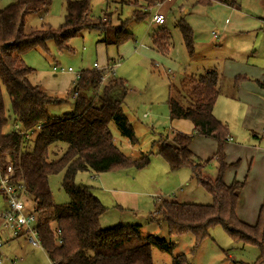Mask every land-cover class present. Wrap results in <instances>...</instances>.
Returning a JSON list of instances; mask_svg holds the SVG:
<instances>
[{
  "label": "trees",
  "instance_id": "1",
  "mask_svg": "<svg viewBox=\"0 0 264 264\" xmlns=\"http://www.w3.org/2000/svg\"><path fill=\"white\" fill-rule=\"evenodd\" d=\"M159 1L134 0L128 3L134 8L130 17L112 26L108 18L102 22L101 17L90 16L89 0H66L59 30L44 27L29 32H25L26 17L46 13L50 0H15L0 9V171L4 170L5 160L8 159L14 172V182L23 183L28 196L33 199L37 217L35 230L52 264H153L151 249L170 251L172 245L154 235L142 238L139 226L101 228L99 219L105 207L90 187L74 184V178L80 172L139 171L149 163V155L137 159L125 156L114 143L109 129V125L113 124L121 138L131 145L137 144L132 126L123 113L128 92L126 81L110 77L103 83L104 70H82L74 81V111L61 117H51L48 108L62 100L46 96L29 82L32 70L24 64L23 56L36 48L47 52L49 41H53L58 52H70L69 41L80 36L81 32L91 30L103 36L97 43L118 47L133 39L132 33L126 30L128 22L137 24L146 21L150 15L148 10ZM238 1L196 0L194 5L219 3L237 8ZM139 5H144L145 11ZM176 26L187 53L192 55V29L183 19L177 21ZM170 39V33L160 28L150 37L151 48L166 55ZM105 68H110L109 63ZM239 81H248V78L237 76L233 85L238 86ZM219 82L218 73L210 70L187 82L190 101L183 99L189 105L184 106L169 97L166 102L169 119L189 121L192 133H176L170 140L165 138L160 141L159 138L151 145L169 170L189 168L191 179L204 188L211 203L196 205L161 200L157 213L163 218L169 235L190 234L196 248L209 238L212 228L221 226L233 243L257 248L259 256L255 264H264V194L257 219L249 225L236 214L246 179H234L230 184L224 182L226 171L236 168L239 162L230 164L225 161L229 133L212 113L219 94ZM258 86L264 89V84L258 83ZM2 91L9 99L13 117V130L7 132L4 128L9 117L6 116ZM21 132H25L27 137H21ZM197 137L215 141L216 150L210 159L200 160L190 151L189 146ZM57 144H64L66 148L57 160L49 161L50 147ZM211 161L216 166L214 179L203 174V169ZM62 171L61 188L69 202L56 204L48 179ZM171 264L189 263L181 255L174 257Z\"/></svg>",
  "mask_w": 264,
  "mask_h": 264
},
{
  "label": "rangeland",
  "instance_id": "2",
  "mask_svg": "<svg viewBox=\"0 0 264 264\" xmlns=\"http://www.w3.org/2000/svg\"><path fill=\"white\" fill-rule=\"evenodd\" d=\"M50 1L51 5L46 13L26 17L25 32L44 27L59 30L63 23L66 0ZM133 1L89 0L90 16L101 17L102 22L108 18L111 25L117 26L130 17L133 7L127 4ZM14 2L15 0H0V9ZM195 2L196 0H175L166 10L165 24L161 27H151L147 20L137 24L128 22L126 30L132 32L134 38L121 46H105L97 43L103 39L99 32L83 31L80 36L69 41L70 52H58L53 41H49L47 52L36 48L27 52L23 56V61L32 70L28 78L29 82L37 86L46 96L62 100L58 105L48 108V114L51 117H61L74 111L73 91L76 75L82 70L93 69V63L101 66L108 62L114 72L113 77L123 79L127 83L128 92L124 99L123 113L132 126L137 144L131 146L121 138L113 124L109 125V129L116 140L117 147L125 156L137 159L149 155V163L139 171L128 169L101 174L93 172L76 174L74 184L90 187L92 193L105 207V212L99 219L101 228L108 229L120 225L139 226L142 238L154 235L159 240L171 244L170 251L151 249L153 264H171L174 257L181 255L189 264H255L259 256L257 248L247 244L233 243L221 226L212 228L209 231V238L196 248L194 238L190 234L169 235L163 218L157 213V206L161 200L196 205L211 203V198L204 188L191 179L189 168L171 171L164 160L151 149L153 142L159 138L162 141L173 137V134L166 136L169 128L182 134L191 130L190 123L185 120H169L166 102L169 97H173L184 106L189 105L183 99L184 97L190 101L187 82L194 73L196 76L203 75L205 64H210V70L216 71L220 76L217 97L219 101L213 113L214 117L227 127L234 143L248 149L254 147L264 149V137L257 138L260 126L264 122V89L258 86V83L264 84V0L238 1L240 11L255 20L256 23H253L255 27L226 33V41L214 40L210 35L211 31L215 30L221 37V25L226 17L225 8L216 7V3L211 6L194 5ZM139 6L141 10H144V5ZM154 7L148 10L150 13L148 20L155 12ZM110 12L112 15L106 16ZM180 19H183L192 31L198 33L197 37H200L196 42L199 45L193 46L194 58L187 53L176 26ZM160 28L166 29L171 36L170 48L166 55H161L151 48L150 37ZM230 59L240 62L237 64H247L258 68L260 80L244 76L248 78V81H239V85L235 87L233 85L235 78L224 76L220 72L223 62L231 61ZM115 62H119L120 65L114 66ZM55 66L64 70L70 68L72 72L53 71L52 68ZM2 97L6 116L9 117L4 131H12L13 117L9 99L4 91H2ZM204 146L209 149L207 145ZM65 148L64 144L50 147L48 160H57ZM52 152L56 154L53 155ZM238 162L236 180L246 179V187L247 169L242 172L240 169L242 161ZM9 166L10 161L6 159L5 169ZM215 170L216 166L211 161L203 174L214 179ZM261 173L260 167H257L252 182L254 184L247 188L255 198H259V194H254L253 190L256 189V183L260 182ZM62 174L63 171L51 175L48 179L49 189L56 204L69 202V198L61 188ZM24 203L23 213L34 214L33 199L27 196ZM4 208L5 204L0 197V212ZM243 209L241 206L237 208L239 213ZM258 211L259 208L252 209V206L247 208L244 217L249 220L246 221H254L252 223L254 224ZM22 235L18 239H13L9 230L3 229L0 235L3 244L0 249L2 260L0 264H51L44 253L31 248L25 234ZM8 240L11 241L8 243Z\"/></svg>",
  "mask_w": 264,
  "mask_h": 264
},
{
  "label": "crops",
  "instance_id": "3",
  "mask_svg": "<svg viewBox=\"0 0 264 264\" xmlns=\"http://www.w3.org/2000/svg\"><path fill=\"white\" fill-rule=\"evenodd\" d=\"M174 1L175 0H172L171 2L166 3L164 5L163 12L165 13V16H166V10L169 9L170 5ZM166 6H168V7H166ZM216 7H219L220 9H224L225 8L224 11L226 13V17L224 18V21H223V23L221 25V28H222L221 37L218 34V39H220L221 41H226V39H227V37L225 35L226 33H229V32H232V31L238 32L239 30H245V28H254L255 27V25L253 24V23H256L255 20H252V17H248L243 12H241L239 5H238L237 8H230V7L221 5L219 3H216ZM114 8H116V7H114ZM108 15H112L111 12L109 14H107L106 16H108ZM147 21H149V20L147 19ZM164 24H165V22H164ZM164 24H163V26H164ZM212 32H215V30L211 31V34H210L211 36H212ZM240 32H244V31H240ZM130 33H132V32H130ZM132 35H133V33H132ZM197 35H198V33L193 31V45L194 44H198L199 45V43H196V42L199 41V38H200L199 36L197 37ZM133 38H134V35H133ZM212 39H213V37H212ZM138 49H139V46H138ZM120 54H122L121 50H120ZM190 56L192 58H194V56H195V51L194 50H193V54L190 55ZM117 63H119V62H117ZM117 63L115 62V64H117ZM237 63H240V62H234L233 60L228 61V62H223L222 68H221V71H220L221 74H223L224 76H227V77H231V78L232 77L236 78L237 76H247V77H249L251 79H259L260 70L258 68L254 67V66H251V65H247V64H237ZM94 64H96V63H93V66H94ZM107 64L108 63L106 62L104 65H101V66H99L98 64H96V65L98 66V68L107 69V71H108L111 67L110 68H105L107 66ZM204 66H205L204 67L205 71L203 72V74L205 72H207V71H210L211 65L210 64H205ZM113 75H114V72L112 70V75H110L108 78L113 77ZM191 76H192L191 78H196L199 75L196 76L195 73H194ZM108 78H106V81H107ZM243 94H246V93H243ZM247 99H248V97L246 98V100ZM218 101H219L218 99H217V101H215L216 103L214 104L212 113H215V109H216V105H217ZM238 101H239V99H238ZM213 116H214V114H213ZM143 117L145 118V116H143ZM168 117H169V114H168ZM186 122L190 123L189 121H186ZM190 125H191V123H190ZM263 127H264V122L260 126V131H259V134H258V137H257L258 139L263 138V136H261V129ZM167 132L171 133V134L169 135L167 133L166 136L167 135L168 136H172V134L175 135L177 133L172 128H169ZM191 133H192V125H191V130L186 132V133H183V134L190 135ZM113 141L116 144V140L114 138H113ZM197 141H199V143H197ZM204 145H207L210 150L205 148ZM131 146H135V145H131ZM215 147H216V144H215V142L212 139H208V138H204V137H197V139L190 144L189 149L192 152V154L194 156H196L198 159L204 160L208 156H210V155L212 156L214 154V151H215L214 148ZM211 152H213V153L210 154ZM225 159H226V162L230 163V164L234 163V161H236V159H237V161H242V166L240 168L241 171L243 172L244 169H247L246 171L248 173V175H247L248 183H247V186L244 187L243 190L241 191L239 202H238V205H237V208L239 206H241L244 209L241 210V212L239 213V211L236 208V213H237L238 217L240 219H242L244 222H246L248 224H252L254 221H246V220H249V218H246L244 216H245L247 208L252 206V209H255V208L258 209V208H260V205L262 203V198H263V194H264V149H256L255 147L253 149L252 148L248 149L245 146L243 147L241 145H238V144L233 142V139H232V137H231V135L229 133L228 141H227V144H226V158ZM206 167H208V165ZM257 167H260L262 173H261V178L259 180L260 182L256 183L257 184L256 185V189H254L253 191H254V194L255 193L259 194L258 195L259 198H255L253 193L251 191L247 190L248 187H250L252 184H254L252 182H253V179L255 177L254 171H255V169ZM205 168L203 169V172L205 171ZM237 174H238L237 173V167L236 168H229L226 171V173H225L224 182L226 184H228L231 179H232L231 182L234 179L236 180ZM120 203L123 204L121 201H120ZM117 207H120V206L117 205ZM21 236H23V235H20L18 237L13 238V239H18ZM11 240H8V243ZM31 248H33V247L31 246ZM33 249H36V248H33ZM38 250H41V249H38ZM41 251L44 253L46 259H48L46 254H45V252H44V250H41ZM11 262L14 263V261H11Z\"/></svg>",
  "mask_w": 264,
  "mask_h": 264
},
{
  "label": "built area",
  "instance_id": "4",
  "mask_svg": "<svg viewBox=\"0 0 264 264\" xmlns=\"http://www.w3.org/2000/svg\"><path fill=\"white\" fill-rule=\"evenodd\" d=\"M172 0H161L159 1L155 8V12L151 15L149 19V25L151 27H161L165 22V13L163 12V7L166 3L171 2ZM157 7V8H156ZM212 37L215 40H218V34L212 32ZM114 66H119V63ZM97 70H104L102 82L106 81L110 75H112V69L98 68L96 64L93 66ZM53 71L60 73H71L72 70L68 68L64 70L63 68H57L56 66L52 68ZM80 74L76 75V79L79 78ZM102 83V84H103ZM38 130L39 126L36 127ZM21 137H27L25 132L19 133ZM261 136L264 137V127L261 129ZM0 193L1 198L5 204V208L0 212V235L3 233V229L9 230L11 238L18 237L22 234L28 239L29 244L36 249H42L40 240L38 238L35 226L37 223V217L35 214L25 215L23 212L25 210V198L28 196L26 187L23 183L14 182V172L12 166L9 168H4L3 171H0ZM59 231L57 235H59ZM2 242L0 240V249L2 248ZM2 260L0 259V263Z\"/></svg>",
  "mask_w": 264,
  "mask_h": 264
}]
</instances>
